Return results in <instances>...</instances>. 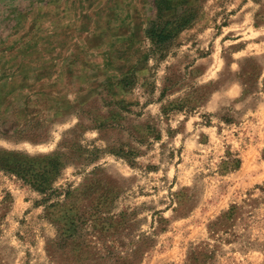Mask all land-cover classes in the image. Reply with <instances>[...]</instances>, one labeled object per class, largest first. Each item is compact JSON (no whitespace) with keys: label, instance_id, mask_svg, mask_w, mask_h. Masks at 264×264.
<instances>
[{"label":"rangeland","instance_id":"374dc122","mask_svg":"<svg viewBox=\"0 0 264 264\" xmlns=\"http://www.w3.org/2000/svg\"><path fill=\"white\" fill-rule=\"evenodd\" d=\"M153 21L171 38L154 43ZM61 142L48 202L0 168V264H48L74 212L46 205L91 178L116 190L106 210H137L135 234L167 220L138 264H264V0L0 2V156L44 164Z\"/></svg>","mask_w":264,"mask_h":264},{"label":"trees","instance_id":"16d2710c","mask_svg":"<svg viewBox=\"0 0 264 264\" xmlns=\"http://www.w3.org/2000/svg\"><path fill=\"white\" fill-rule=\"evenodd\" d=\"M0 2H3L1 0ZM19 10L18 8L15 9ZM15 11V12H16ZM162 26L160 29L153 21L147 29L149 36L156 44H162L169 38L171 33ZM247 91V88L244 89ZM62 142L51 155H44L47 161L42 164L34 158L23 153L10 152L13 156H0V168L8 171L32 185L41 193L48 195L43 202H48L50 196L47 193L48 178L50 170L47 166H62L66 164L64 152L61 150ZM98 149L87 151L86 161H93L97 156ZM239 159L231 157L223 161L224 168L237 166ZM182 188L172 193L176 202L175 212L178 215L185 214L191 197ZM116 190L106 189L98 193L97 187L92 186V178L83 183L80 188L68 189L65 191L63 201H54L46 205L47 212L55 209L71 210L74 213L65 214L70 218L69 227H59L56 238L47 242L46 252L49 259L48 264H138L141 262L147 250L154 244L157 231L164 230L166 219H156L159 224L152 232L144 230L137 234L134 219L137 210H122L112 214L107 206L113 202ZM244 200V202L251 201ZM245 204H233L223 212L210 225L211 231L216 233L226 229L235 221L243 211ZM198 255H205L200 248L192 250L191 261H196ZM192 264V263H191Z\"/></svg>","mask_w":264,"mask_h":264}]
</instances>
